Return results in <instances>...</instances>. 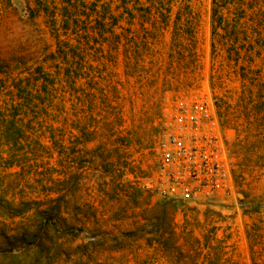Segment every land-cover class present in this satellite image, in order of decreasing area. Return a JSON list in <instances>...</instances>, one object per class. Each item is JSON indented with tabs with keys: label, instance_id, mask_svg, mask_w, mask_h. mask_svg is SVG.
<instances>
[{
	"label": "rangeland",
	"instance_id": "374dc122",
	"mask_svg": "<svg viewBox=\"0 0 264 264\" xmlns=\"http://www.w3.org/2000/svg\"><path fill=\"white\" fill-rule=\"evenodd\" d=\"M84 1L64 29L60 0L54 21L35 0L0 9V109L16 105L28 135L20 163H0V231L20 223L8 214L21 202L57 198L83 230L51 264H264V0L218 8L221 23L213 0H104L91 18ZM199 98L220 127L227 183L161 197L168 114ZM10 254L0 247V264L20 263Z\"/></svg>",
	"mask_w": 264,
	"mask_h": 264
},
{
	"label": "trees",
	"instance_id": "16d2710c",
	"mask_svg": "<svg viewBox=\"0 0 264 264\" xmlns=\"http://www.w3.org/2000/svg\"><path fill=\"white\" fill-rule=\"evenodd\" d=\"M7 1L9 2V0ZM245 1L247 0H213L215 23H221L224 19L222 14H218V8L232 4L236 9H244ZM51 2H54V0H35L37 8L51 14L53 19L57 10L53 9L51 11ZM60 4L63 8L60 13L63 23L62 29L66 28L64 25L70 19H76V16L71 13L73 8H84L86 6L84 0H60ZM4 5L5 0H0V9L5 8ZM97 5L107 6V2L104 0H93L90 4L91 7L88 8L90 12L86 15L87 17L91 18L92 13L97 16L106 15V11L98 9ZM243 17L236 15L234 20L239 23ZM232 31L237 33V27L233 26L228 30V32ZM0 73L4 74L5 72L0 71ZM19 115L17 106L14 104L9 108L0 109V146L1 149L4 148L8 152L6 157H0V163L5 166H13L20 163V160L16 158L18 156L14 154L22 149L28 136L26 134L27 131L22 126ZM56 200L57 198H53L47 203H41L38 200L21 202L17 206L19 208L16 212L8 214L10 219L20 218L21 221L12 228L9 227L0 231V247H8L10 255L20 258L19 264H51L53 262L51 260L56 259V256H58V259L65 257L66 252L62 251V249L66 241L69 240L70 236L73 239L78 237L79 231L83 230L81 227L78 228L70 224L69 218L64 215L62 202ZM81 246L87 245L77 244L75 247L80 248ZM20 248H23L24 251L13 253L14 249Z\"/></svg>",
	"mask_w": 264,
	"mask_h": 264
},
{
	"label": "built area",
	"instance_id": "2783aa9c",
	"mask_svg": "<svg viewBox=\"0 0 264 264\" xmlns=\"http://www.w3.org/2000/svg\"><path fill=\"white\" fill-rule=\"evenodd\" d=\"M154 187L164 198L193 201L227 183L220 127L206 98L179 101L168 114L157 148Z\"/></svg>",
	"mask_w": 264,
	"mask_h": 264
}]
</instances>
